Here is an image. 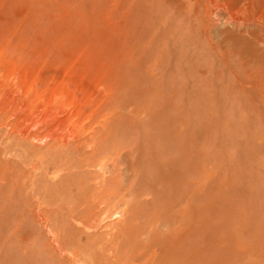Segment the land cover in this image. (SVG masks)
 <instances>
[{
	"label": "rangeland",
	"instance_id": "obj_1",
	"mask_svg": "<svg viewBox=\"0 0 264 264\" xmlns=\"http://www.w3.org/2000/svg\"><path fill=\"white\" fill-rule=\"evenodd\" d=\"M0 264H264V0H0Z\"/></svg>",
	"mask_w": 264,
	"mask_h": 264
},
{
	"label": "bare ground",
	"instance_id": "obj_2",
	"mask_svg": "<svg viewBox=\"0 0 264 264\" xmlns=\"http://www.w3.org/2000/svg\"><path fill=\"white\" fill-rule=\"evenodd\" d=\"M93 215V214H92Z\"/></svg>",
	"mask_w": 264,
	"mask_h": 264
}]
</instances>
